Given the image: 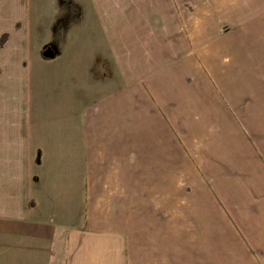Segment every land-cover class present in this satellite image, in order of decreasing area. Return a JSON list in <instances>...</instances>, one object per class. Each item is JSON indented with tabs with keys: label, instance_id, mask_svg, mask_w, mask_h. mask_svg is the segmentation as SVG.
<instances>
[{
	"label": "crops",
	"instance_id": "1",
	"mask_svg": "<svg viewBox=\"0 0 264 264\" xmlns=\"http://www.w3.org/2000/svg\"><path fill=\"white\" fill-rule=\"evenodd\" d=\"M0 264H264V0H0Z\"/></svg>",
	"mask_w": 264,
	"mask_h": 264
},
{
	"label": "water",
	"instance_id": "2",
	"mask_svg": "<svg viewBox=\"0 0 264 264\" xmlns=\"http://www.w3.org/2000/svg\"><path fill=\"white\" fill-rule=\"evenodd\" d=\"M49 54V53H48Z\"/></svg>",
	"mask_w": 264,
	"mask_h": 264
}]
</instances>
